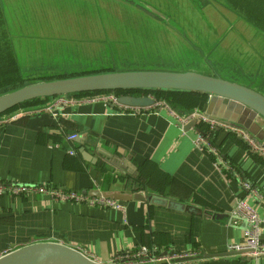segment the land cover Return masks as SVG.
<instances>
[{"label": "crops", "instance_id": "crops-1", "mask_svg": "<svg viewBox=\"0 0 264 264\" xmlns=\"http://www.w3.org/2000/svg\"><path fill=\"white\" fill-rule=\"evenodd\" d=\"M169 1L181 8L189 33L210 54L230 61L228 70L264 84V0ZM235 76L224 79L256 90ZM205 104L206 96L202 109ZM49 106V111L0 120V183L52 186L88 196L93 189L134 185L154 203L119 201L122 209L102 208L31 191L3 192L0 255L36 242L79 248L102 264L140 246L159 253H223L243 243L246 222L234 224L230 211L245 196L262 219L264 240V154L250 151L236 132L215 129L212 142L229 165L218 168L212 155L194 145L197 131H183L184 124L165 107L129 114L109 101L73 95ZM71 134L77 140H68ZM80 147L94 163L82 158ZM240 179L254 185L263 201L246 195ZM185 205L225 213L227 219L190 213ZM181 264H264V255H220Z\"/></svg>", "mask_w": 264, "mask_h": 264}, {"label": "water", "instance_id": "water-1", "mask_svg": "<svg viewBox=\"0 0 264 264\" xmlns=\"http://www.w3.org/2000/svg\"><path fill=\"white\" fill-rule=\"evenodd\" d=\"M160 90L197 92L206 96L204 109L196 111L208 119L220 121L227 126L243 130L255 143L264 144V95L242 84L224 79L218 75H208L200 72L168 71V70H124L106 71L92 74L70 76L65 78L36 81L14 88L0 94V120L17 114L19 111L39 109L55 103L68 95L89 91L116 90ZM50 100L35 106L20 107L22 104L37 99ZM118 104L125 107H147L154 104V100L147 94H122L116 96ZM184 116V115H183ZM182 116V117H183ZM197 128L195 118L189 120L182 127L183 131ZM218 130V129H216ZM77 140V137L75 138ZM80 141V140H79ZM79 153L85 161L94 163L93 158L83 147ZM103 154H107L101 151ZM107 157L110 155L107 154ZM90 196L103 197L121 202L136 201L140 203H154V197L146 195L142 190H136L134 185L108 190L93 189ZM184 211L210 217L215 221H226L225 213L202 210L198 207L185 205ZM250 249L228 250L223 253L189 255L176 257L175 264H181L194 259L220 255L249 254ZM162 256L166 252L161 253ZM0 264H102L84 254L78 248L57 242H36L28 244L0 255ZM149 264H165L156 261Z\"/></svg>", "mask_w": 264, "mask_h": 264}, {"label": "rangeland", "instance_id": "rangeland-1", "mask_svg": "<svg viewBox=\"0 0 264 264\" xmlns=\"http://www.w3.org/2000/svg\"><path fill=\"white\" fill-rule=\"evenodd\" d=\"M15 2L0 9L3 29L8 33H5L4 41L1 42L6 45L0 58V94L41 80L124 70H192L203 74H216L222 78L236 75V78H241L240 80H244L252 88L256 86V90L264 94L263 82L254 84L255 82L248 78L251 75L246 73L233 72L234 75L231 69L228 70L230 61L215 58L204 43L186 41L181 44L171 38L166 40L160 31H155L154 25L146 22L142 24L137 17L133 20L135 24L132 31L118 25L112 17L105 16L106 23L115 24L119 31L115 36L117 41H112V45L108 47L101 44L89 48L68 41H31L23 34H32L27 27L41 22L39 15L35 12L31 0H20L16 4ZM62 4L64 7L67 4L84 6L74 0H62ZM66 8L58 11L55 16L56 21L61 24L63 14L69 15L71 20L72 17L76 18L74 11ZM61 12L63 14H60ZM96 16L94 20H81L90 24L102 21L100 16ZM99 46L101 47L98 48Z\"/></svg>", "mask_w": 264, "mask_h": 264}, {"label": "flooded vegetation", "instance_id": "flooded-vegetation-1", "mask_svg": "<svg viewBox=\"0 0 264 264\" xmlns=\"http://www.w3.org/2000/svg\"><path fill=\"white\" fill-rule=\"evenodd\" d=\"M17 1V2H15ZM72 1V0H67ZM82 5L62 4V0H31L35 7V12L39 15L38 24H31L27 28L31 31L23 36H28L31 41L38 42H74L85 47H95L105 44L107 47L112 45V41H117L115 36L119 33L115 24H108L105 16L112 17L118 25L128 30H134V19L139 18L140 22L149 23L155 26V31H160L163 38L184 44L188 42H199L198 37L192 33L189 25L184 19L181 8L169 0H74ZM86 1V2H85ZM12 2V3H11ZM19 3L20 0H0V9L6 5ZM71 3V2H70ZM64 8L74 11L72 20L69 15L63 14L61 21H56L55 16L58 11ZM96 15L102 21L92 24L81 20L91 18L94 20ZM116 18V19H115ZM59 26V27H58ZM110 27L114 29H110ZM190 32V33H189ZM197 37V38H196ZM201 43V42H199ZM42 45V44H41ZM99 46L98 48H100Z\"/></svg>", "mask_w": 264, "mask_h": 264}, {"label": "built area", "instance_id": "built-area-1", "mask_svg": "<svg viewBox=\"0 0 264 264\" xmlns=\"http://www.w3.org/2000/svg\"><path fill=\"white\" fill-rule=\"evenodd\" d=\"M153 98L154 104L147 107H125L118 104L116 100V96L113 92L106 93L99 96H94L89 99H102L109 101L111 104L115 105L116 107L120 108L123 113L129 114H138L144 111H154L158 107H165L168 112L172 116L176 118L179 125H183L187 123L189 120L195 118L198 122H202L208 126L209 131L213 129H227L230 131H234L241 136V138L246 142L247 147L250 151H256L264 154V144L263 143H255L243 130L230 127L225 125L224 123L212 119H208L203 114L199 113L196 110H193L189 114L185 116H179L177 113L172 111L165 103L158 102L154 99L151 94H147ZM58 101H64V98H60ZM50 106L33 109V110H26V111H19L17 114L6 118V120H15L19 117H22L24 114H34L39 113L41 111H49ZM76 135L71 134L67 137L68 140H75ZM194 145L210 155H212L215 159V164L218 168L221 167H228L229 165L223 161L219 155L214 144L210 142L208 135L204 136L202 133L197 132L194 139ZM73 154L74 152L71 151ZM241 188L246 192V195H249L255 199L260 201L262 200L261 195L259 194L257 188L252 185L250 182L241 180L240 179ZM36 192L42 195H48L55 201H72L76 203H86L89 205H95L102 208H117L122 209V205L119 201L103 198V197H93L88 196L85 193L77 192L74 190L56 188L52 186H45V185H24V184H17V183H0V194L3 192L18 195L24 194L26 192ZM230 218H232V222L237 224L240 220H244L246 222L245 228H243V243L241 245H233L229 248V250H239L242 248L250 249L251 252L248 254L249 256H259L264 255V240L260 237V228L262 219L257 213L256 209L248 203L246 196L240 199H237L230 211ZM79 249V248H78ZM81 250L84 254H88L87 252ZM193 255L192 253H176L170 251L169 253L166 252V255L162 256L161 253L155 252L145 247H136L130 253H120L114 257H112L107 264H149L156 261H165V264H175L173 261L176 257L182 256H189Z\"/></svg>", "mask_w": 264, "mask_h": 264}, {"label": "trees", "instance_id": "trees-1", "mask_svg": "<svg viewBox=\"0 0 264 264\" xmlns=\"http://www.w3.org/2000/svg\"><path fill=\"white\" fill-rule=\"evenodd\" d=\"M3 28H4V24L2 19L0 18V58H2L1 53L5 52L3 47L6 45L1 43L4 41V38L6 36L5 33H7L6 31H4ZM110 92L111 91H89V92L73 94V97L92 98L94 96H99ZM113 93L117 96L122 94H132V95L151 94L156 101L164 102L172 111H174L178 115L182 114L181 116L183 115L185 116L190 112H192L193 110H196L197 108H201L202 104L205 102V96L197 92L160 91V90L143 91V90L131 89V90H116ZM47 99L49 98H37L22 104L20 107H24V106L27 107V106L41 104L47 101ZM197 128L202 132L204 136L208 135L210 142L213 144L212 135L215 129L209 131L208 126L202 122L197 123Z\"/></svg>", "mask_w": 264, "mask_h": 264}]
</instances>
